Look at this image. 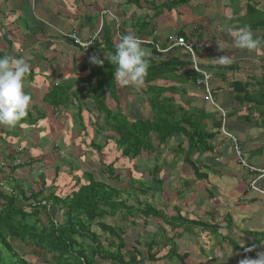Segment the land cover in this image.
<instances>
[{
    "label": "crops",
    "instance_id": "1",
    "mask_svg": "<svg viewBox=\"0 0 264 264\" xmlns=\"http://www.w3.org/2000/svg\"><path fill=\"white\" fill-rule=\"evenodd\" d=\"M163 1L154 2L150 7L143 0L140 6L123 0H0V55L25 57L34 72L25 80V91L31 96L26 117L15 128L0 125V156L4 155L1 161L5 163L10 159L5 153L3 138L14 149L17 144L11 139L23 136L19 133L22 130L33 133L30 144L34 145V151L46 154V160H53L54 155L61 154L62 134L71 131L73 140L76 131H83L82 127L68 128L72 115L69 110L75 114L80 108L86 114L100 113L96 101L103 91L95 92L96 81H88L91 57L98 48L92 53L85 51L67 35L74 33L81 39H90L103 25L113 30L114 44L119 43V35L128 33L161 44L167 42L171 33H182L194 42L202 66L212 74L215 100L229 112L226 129L239 138L248 161L264 167V95L261 96L264 89V0H185L171 8H163L162 4L169 0ZM244 26L260 41L252 51L235 48L230 35ZM98 47L102 50L101 44ZM142 47L150 62L174 58L170 67L173 64L176 72H164L163 79L149 83L145 77L139 87L126 86V95L119 96L121 100L126 98L127 110L133 118L151 117L148 85L175 86L176 102L192 100L193 103L183 105L184 108L202 110L206 130L215 134L207 140L209 147L199 144L190 149L197 173L184 163V152L189 151L184 135H177L162 145L164 153L160 156L146 153L133 159L137 169L128 173L130 185L140 178L150 189L141 195L138 185H131L124 188L130 193L128 196L126 192L125 198L130 206H136L139 197L142 207L151 204L160 215L146 216L135 210L127 216L110 217V223L123 228L127 251L135 247L142 251L145 259L141 264H240L245 258H256L257 253L264 252V195L249 188L253 175L240 165L228 136L219 128L220 113L203 99L193 77L186 76V71L192 67L184 49L177 48L158 58L150 46ZM102 54L103 58L110 57L109 51L102 50ZM184 62L188 65L181 66ZM233 82L240 83L237 86L239 98ZM62 86L70 89L68 93L63 89V105L54 109V96H49L56 87ZM78 93L84 102L75 97ZM109 98L107 105L112 107L115 101ZM121 106L126 108V103ZM39 124L60 132L55 143H47L52 147L51 154L39 149L41 141H36ZM179 144L181 154L177 149ZM156 165L159 166L157 176L153 175ZM32 175L35 177L34 169ZM153 177L159 181L153 182ZM26 186L32 187L30 183ZM262 186L264 188V180ZM100 238L102 247L107 248L104 239L107 237ZM151 243H154L152 249ZM245 250H250L247 257L240 253Z\"/></svg>",
    "mask_w": 264,
    "mask_h": 264
},
{
    "label": "trees",
    "instance_id": "2",
    "mask_svg": "<svg viewBox=\"0 0 264 264\" xmlns=\"http://www.w3.org/2000/svg\"><path fill=\"white\" fill-rule=\"evenodd\" d=\"M123 1L140 6L141 0ZM144 1L149 2V0ZM183 2L185 0H169L163 3V8L175 7ZM262 27L264 28V20ZM112 31L110 27L106 28L105 26L101 36L103 39L102 50L110 51L111 56L116 51V44L112 41L114 33ZM262 40L264 41V34ZM99 45V43L96 45L98 49ZM98 49L92 56L104 60V63L91 62L88 81H96L95 92L103 91V95L97 99L96 103L99 111H103V114L108 117L105 131L117 134L113 137H110V134L107 135L104 143H94V139H92V144L89 147L97 146V151L100 154L98 155L103 158L105 151L109 149L108 145L113 141L115 149L113 160L102 167L108 175V180L120 179L121 172L116 167L120 160L131 158L133 161L146 153L155 157L160 156L164 153L161 146L177 135H184L188 140L189 151L186 153V158L190 157V149L198 147L199 144L209 147L207 140L211 139L215 133H209L206 130L203 111L198 108H184L183 105L193 103L192 100L176 102L175 91L177 88L175 86H147L146 92L151 106V117L147 119H134L128 113L124 115L122 112L113 115L107 105L108 98H113L115 102L117 100L118 107L121 108V99L118 93L121 86L115 81V65L107 58H103L102 50ZM153 53L155 57H161L157 51L154 50ZM173 61L174 58L154 63L148 61L147 83L163 79L166 74L164 72L175 73L176 68L173 64L170 67ZM185 64L188 65L187 62H184L181 63V66ZM33 73L30 69L29 76ZM186 76L193 77V82L195 85L197 84L199 77L197 72L187 70ZM239 84V82L232 83L237 90V98L240 97L237 87ZM91 87L94 88V85ZM122 88L126 89V87ZM61 89L63 90L64 87L62 86ZM69 89L70 87L64 90L68 93ZM104 95L105 97H103ZM262 95H264V89L261 90ZM51 96H54L52 101L54 109L63 105V97H57L55 90L49 97ZM78 100L84 102L81 98ZM78 115L81 116V110ZM118 116L121 118L118 119ZM31 118L36 119L34 116ZM43 121L46 122L45 118ZM39 126L40 128L35 126L40 130L36 137L38 142L41 140L51 142L60 136V132L55 133L51 128L40 124ZM79 137L75 138V142ZM154 139L158 140L156 145L153 144ZM181 146L179 144L177 149L183 152ZM22 154L23 152L14 148V151L9 153V162L0 163V264H36L27 256L19 254L17 250L19 242L26 244L25 248H31L30 251L34 249L32 250L33 256L40 257L39 255L42 254L45 257L51 253V259L48 257L43 259L44 264H54L55 262L56 264H99L101 261H108L109 264L142 263L145 259L142 251L137 247L130 250L132 254L127 251L123 228L113 226L106 219L115 217L117 214L127 216L135 210H140L146 216L152 215V213L160 215L155 207L151 204H144L145 207H142L139 197L138 205L130 206L125 198L126 192H128V196L130 195L129 190L95 178L93 174H89V178H87L83 170L75 169L69 163L66 166L63 163L58 165L54 176L46 175L44 179L35 180V177L31 176V171L36 166L35 162L47 159L48 156L41 154V156L35 157L31 152H27L26 156L22 158ZM84 155L87 156V152ZM17 160L19 163L16 162ZM61 161L63 162V160ZM187 163L197 173L194 163L191 161ZM135 168L137 169V167ZM157 174H159L158 165L153 170V175L157 176ZM197 176L199 175L197 174ZM206 177L207 175L204 176V178ZM25 181H31L32 187H27L28 184ZM60 181L62 182L60 183ZM152 181H159V178L153 177ZM136 184L141 195L146 194L144 192H148L150 189L140 178L131 182L132 186ZM139 207L140 209H138ZM54 208L57 209V213L54 212ZM62 210H64L62 214L58 213ZM42 212L47 214L46 224L42 220ZM95 224L108 234L109 238H104L108 243L107 248L102 247L101 238L92 231ZM152 244L154 243L150 244V249L153 248ZM242 252L247 257L250 250Z\"/></svg>",
    "mask_w": 264,
    "mask_h": 264
},
{
    "label": "rangeland",
    "instance_id": "3",
    "mask_svg": "<svg viewBox=\"0 0 264 264\" xmlns=\"http://www.w3.org/2000/svg\"><path fill=\"white\" fill-rule=\"evenodd\" d=\"M158 1L159 0H149V2H148L149 6L151 7L154 2H158ZM162 6H163V4H162ZM183 6H185V5H183ZM54 90L57 93V97H59V96L64 97L65 94L62 92L63 90L61 89V87H56ZM64 92L67 93L66 90H64ZM124 92H125V89L122 87H119L118 93L121 94V96L126 95V93H124ZM75 97L80 98V93L75 94ZM124 102L126 103V108H124L122 106H121V108L117 107L116 106V104H118L117 100L115 102V105L113 104L112 107L109 106L108 108L112 110L113 115H115L118 112H122V114L125 115V113L127 112L129 115L132 116L133 114L132 113L130 114V112H128V110H127L126 98H123L121 100V103H124ZM69 111H71L72 115L70 116V123L67 126H68V128L75 129V130L82 127L83 131L81 130L80 133H78L76 131L75 135H77V136L75 137V135H74L75 138H77L78 136H80V138L75 142V138L73 140L71 139V136H72L71 131H66L64 134H62V137L60 139V143L62 144V146H61V150L59 151L61 154L54 155L53 160H46L45 159V160H42L40 162H38V161L35 162L36 166H34V168H33L35 180L36 179L37 180L44 179V176L46 177V175L54 176L55 169L57 168L58 165L60 166L63 163L66 166L69 163L70 165H72L73 168L75 167V169L83 170L86 173L85 176L87 178H89V174H93V176L95 178H99L100 180H103L105 182H110L111 184H115L116 186H118L122 189H124V188L128 189V187L131 186L130 182H129L131 180V177L129 176L128 173L132 174L134 172V170L136 169L133 166V162H135V161L122 159L119 162H117L116 167H117V170H119V172H121L120 173L121 177H120V179H117V180H108V175H107L106 171L104 172L102 167L104 164H109L113 160V156L115 154V149L113 148V141H111L110 144L108 145L109 149H107L105 151V155L103 158H101L99 156L100 154L97 151V146L96 147H93V146L89 147V145L92 144V141H93L92 139H94V143H104L107 135L110 134V137H113L117 134V133L105 131V129H106L105 125H107V120H108V117L106 116V114H103V111H101L100 113H95V114H90V113L86 114L85 112L81 111V116H80V115H78L80 109L77 111V114H75V112H73L72 109H70ZM117 118L119 119V118H121V116H118ZM88 121H89V123H88ZM20 130H22V129H20ZM19 133H22L23 136L20 135V137L15 138V139H11V140L16 141L15 144H17V145L14 146L15 149L23 152V154L21 155V156H23L22 158H24L26 156L25 153H27V152H31L32 155H34L35 157L41 156V154H39L37 151H34L35 150L34 145L30 144V139L33 138L32 137L33 133L31 131H26V130H24V131L22 130ZM69 136H70V138H69ZM25 138H27L29 140L26 141ZM107 140H108V138H107ZM3 142L5 145L4 146L5 153H6V155L7 154L9 155V152L11 151V149L13 151H14V149L10 145V142L6 141V138H3ZM48 142H50V141L41 140V142L39 144V146H40L39 149L42 150L43 153L51 154L52 147L47 144ZM51 142L55 143V140H51ZM66 142H69V143H66ZM155 142H157V141L153 140L154 145L157 144ZM72 144H76V145H72ZM80 146H82V149ZM37 148H38V146H37ZM37 148H36V150H37ZM1 149L3 150V148H1ZM173 149H175V148H173ZM73 150H76V153H74L75 151H73ZM85 150L87 151V156L86 155L83 156L81 154ZM68 152H70V153H68ZM178 152L180 154L182 153V152H180V149H178ZM178 152H177V154H178ZM73 153H74V155H73ZM184 154L186 155V151L184 152ZM3 156L4 155L0 156V158H1L0 163L1 164H4V161H1V160H3ZM64 156H66V157H64ZM61 160H63V162ZM46 161H48V162H46ZM82 161H84L87 164H85ZM189 161L192 162V159L190 157L186 158L184 160V163L188 164L187 162H189ZM16 162L19 163L18 160ZM91 162H94V164ZM173 165H176V162H174ZM61 182L62 181H60V183ZM28 183L31 184V181H29ZM50 209H51V207H50ZM54 212L57 213L56 208H54ZM63 212H64V210H62V212H58V213L62 214ZM41 217H42V220L46 224L47 223V221H46L47 220L46 219L47 214L42 212ZM111 220H112L111 218L106 219V221L109 223L111 222ZM92 231L96 232L98 234L99 238L101 236H104V235H105V237L109 238V236H107L103 232V230L99 226H97L96 224L92 227ZM25 247H26V244L21 243V242L18 243L17 250H18L19 254L27 256L30 260H32L36 264H44L43 259L45 257H48V259H51V257H52L51 253H48V255H46L45 257L42 254L39 255L40 257L33 256L32 250H34V249H32L30 251L31 248H25ZM240 253L243 256L246 255V254H243L242 251ZM54 264H56V262ZM99 264H104V262H100Z\"/></svg>",
    "mask_w": 264,
    "mask_h": 264
},
{
    "label": "clouds",
    "instance_id": "4",
    "mask_svg": "<svg viewBox=\"0 0 264 264\" xmlns=\"http://www.w3.org/2000/svg\"><path fill=\"white\" fill-rule=\"evenodd\" d=\"M102 28L104 30L105 26L103 27L102 25V27H100L101 32L99 34V37L96 40V43L93 46H91L89 49H84L81 46H79L71 37L68 36L69 34L67 35V37H69L77 46L81 47L83 50L91 51L90 53H92V50L93 51L95 50L97 43L99 44L103 43V39L101 37L103 32ZM173 34L182 35L181 33H171L170 35ZM170 35L168 36V39ZM230 35L233 38L234 47L237 49H241V50L247 49L248 51H252L256 49L260 44V41L254 38L253 33L247 26L240 27L237 30H233L232 32H230ZM119 36H121V38L119 43L115 45V49H116L115 54L112 56L110 54V57L107 58L108 61H110L113 65H115V73H114L115 81L121 87H126V86L139 87L144 83L145 77L147 75V70L149 67L148 60L146 59L147 53L142 47V45L150 46L153 49V51L155 49L151 44L143 43L142 40H146V39L139 38L131 33L119 35ZM83 40H88V39H83ZM167 43L168 40L165 44L162 45L165 46ZM175 49L167 53H161L158 52L157 50L155 51H157L161 55L162 54L167 55L170 54ZM197 54H198V48H197ZM187 56L189 57L188 60L192 67V70H194L189 54ZM91 61L96 64L104 63V60L99 59L97 56H92ZM29 74H30V65L27 58L25 57L16 58L7 54L0 55V125H5L9 128H15L17 124L26 117L31 103V96L25 91V87H26L25 80ZM213 92H214V88H213ZM219 105L226 112L225 124H227L229 112L221 104ZM212 106L215 108L217 112L220 113V117H221L220 128L222 129V124H223L222 112L219 111L213 104ZM240 264H264V252L257 253L256 258H245L240 262Z\"/></svg>",
    "mask_w": 264,
    "mask_h": 264
},
{
    "label": "built area",
    "instance_id": "5",
    "mask_svg": "<svg viewBox=\"0 0 264 264\" xmlns=\"http://www.w3.org/2000/svg\"><path fill=\"white\" fill-rule=\"evenodd\" d=\"M100 32L101 29L95 32L93 37H91L88 40H83L74 33H71L68 36L71 37L82 48L89 49L91 46H93L96 43V40L98 39ZM142 41L143 43L151 44L155 50L161 53H167L175 48H183L189 54L193 68L195 72H197V74L199 75L196 88L198 89V91H200L203 94V97L206 101L211 102L219 111L222 112L223 115L222 130L228 136L240 165L246 168L248 172L253 175V178L249 183V188L264 195V188L262 186V182L264 180V167L251 164L248 161L247 157H245L244 155L243 148L239 141V138L232 132L227 131L225 126L226 112L218 104V102L215 101L213 97L212 74L209 70H207L205 67L202 66L197 54L198 47L196 46V44L192 41H189L185 36L177 35V34L170 35L168 39V43L165 46H163L159 42H155L151 40H142Z\"/></svg>",
    "mask_w": 264,
    "mask_h": 264
}]
</instances>
